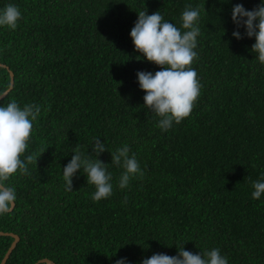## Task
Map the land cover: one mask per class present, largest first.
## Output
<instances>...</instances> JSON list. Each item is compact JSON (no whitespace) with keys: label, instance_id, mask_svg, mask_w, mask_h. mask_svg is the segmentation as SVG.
<instances>
[{"label":"trees","instance_id":"16d2710c","mask_svg":"<svg viewBox=\"0 0 264 264\" xmlns=\"http://www.w3.org/2000/svg\"><path fill=\"white\" fill-rule=\"evenodd\" d=\"M8 3L23 17L15 30L0 28V63L15 74L0 104L14 98L42 110L22 156H33L31 175L10 178L18 198L0 216V232L20 236L7 264L121 257L140 264L154 253L176 255L177 244L194 253L219 248L229 264H264V196H251L252 182L264 178V65L251 51L255 37L232 35L231 16L234 4L251 10L260 0H0V7ZM186 5L201 9L192 67L202 88L189 117L162 131L137 80L138 70L160 66L135 49L130 31L140 11H160L179 27ZM10 70L0 66L2 91L11 87ZM94 137L113 151L128 144L144 172L120 189L122 169L111 166L114 191L99 202L81 170L72 191L63 181L73 149L91 153ZM99 158L110 163L111 152ZM13 241L0 234V264Z\"/></svg>","mask_w":264,"mask_h":264},{"label":"clouds","instance_id":"9594fccd","mask_svg":"<svg viewBox=\"0 0 264 264\" xmlns=\"http://www.w3.org/2000/svg\"><path fill=\"white\" fill-rule=\"evenodd\" d=\"M231 16L236 25L232 35L237 39H242L245 35L255 37L251 51L256 53L255 59L264 65V0H260L251 10L246 9L242 3L234 4ZM22 17L23 13L18 5L6 4L0 7V28L15 30ZM200 18V7L191 5H186L181 13L179 27L166 20L160 11L152 14L140 11L130 31L135 49L147 61L160 66L154 73L138 70L137 80L139 88L145 91L143 106L159 117L157 126L162 131L172 129L174 124L189 117L200 95L202 85L196 69L192 67L194 60L199 59L197 48L201 34ZM240 28L245 29L244 33H241ZM7 95L6 91L0 90V98ZM41 110L39 104L21 105L14 98L0 104V216L9 213L18 198L15 186L8 182L10 178L17 174L31 175L29 165L33 156H22L29 147L34 122ZM90 145L91 153L88 149L87 152L73 149L74 155L63 166L66 191L73 190V178L77 176L78 170L86 174L87 185H94L95 191L91 198L96 202L113 194L114 174L110 170L111 166L122 169L116 181V186L120 189L127 188L133 178L144 175L136 154L131 152L128 144L113 151L100 137H94ZM104 151L111 152L110 163L99 158ZM252 187L253 199L264 196V178L253 181ZM177 247L176 255L154 253L151 257L144 258L140 264H229V258L219 248H201V252L194 253L186 250L183 245L177 244ZM115 264L131 262L127 257H121Z\"/></svg>","mask_w":264,"mask_h":264},{"label":"water","instance_id":"95a60500","mask_svg":"<svg viewBox=\"0 0 264 264\" xmlns=\"http://www.w3.org/2000/svg\"><path fill=\"white\" fill-rule=\"evenodd\" d=\"M0 66L6 67V68H8L10 70V68L7 65H5V64L0 63ZM10 73L12 75V84H11L10 89L8 91H6L7 93H9L13 89V87L15 85V74H14V72L12 70H10ZM2 99L3 98H0V100H2ZM14 206H15V204H14ZM0 234L10 235V236L14 237V241H13L11 247L9 248L7 254L5 255V257L3 259V261L1 262V264H7V261L9 260L13 250L16 248L18 242L20 241V236L18 234H15V233H3V232H0ZM43 263H46V264H57L55 261H53V260H51L49 258H43V259L39 260L36 264H43Z\"/></svg>","mask_w":264,"mask_h":264}]
</instances>
